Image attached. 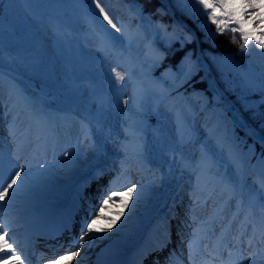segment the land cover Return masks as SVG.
Returning a JSON list of instances; mask_svg holds the SVG:
<instances>
[{
  "label": "rangeland",
  "instance_id": "rangeland-1",
  "mask_svg": "<svg viewBox=\"0 0 264 264\" xmlns=\"http://www.w3.org/2000/svg\"><path fill=\"white\" fill-rule=\"evenodd\" d=\"M21 3L25 13H14L10 0H0V191L15 179L23 198L31 200L36 188L59 199L101 169L103 192L89 185L83 195L90 202L81 199L73 207L79 224L96 218L93 213L111 190L135 185V191L127 208L106 206L97 230L84 235L86 253L121 239L132 253L157 220L176 210L187 239L176 240L173 254L187 241L206 240L214 249L210 241L222 239L213 264H264V142L257 138L264 135L229 101L220 100L213 83L211 94L186 85L194 65L205 66L200 57L160 71L157 41L166 27L139 9L120 32L89 0H84V29L75 27L80 15L71 0ZM41 23H47L48 38H42ZM177 38L184 47L194 35L183 27ZM239 56L226 55L224 63L232 67L234 62L264 101V50L250 41ZM113 69L122 81H116ZM152 108L157 115L152 125L132 116ZM19 152L21 163L34 154L27 175L16 176ZM135 200L141 203L136 210ZM10 224L4 223L8 230ZM15 232L9 234L16 241ZM125 233L134 236L125 239Z\"/></svg>",
  "mask_w": 264,
  "mask_h": 264
},
{
  "label": "trees",
  "instance_id": "trees-1",
  "mask_svg": "<svg viewBox=\"0 0 264 264\" xmlns=\"http://www.w3.org/2000/svg\"><path fill=\"white\" fill-rule=\"evenodd\" d=\"M10 1L12 8L15 10L14 13L20 11L25 13L22 9L21 0ZM89 1L99 14L100 11L96 8V3H100L113 22L117 24L120 32L125 31L128 23L135 21L132 16L137 9L144 15L162 22L166 30L157 41L158 47L162 50L158 68L160 71L166 67L179 68L183 63L190 64L196 56L197 49H199L206 64L207 72L194 65L193 72L186 85L208 91L207 81L214 82L217 85L220 96L231 102L248 123L264 134V101L261 98V94L255 91L235 69L237 65L234 62H232L233 65L231 67L228 63H224L223 60L226 55L240 59V45L243 43L240 39V33H231L227 30L223 33L218 32L216 25L208 20L207 13H203L204 9L198 3V0H162L164 3L160 2L161 0ZM72 2L71 0L70 7L77 8L80 15L76 20L75 27L78 29L88 27V24L84 23L85 18H83L82 13L86 7L84 0H74V4ZM166 6L170 8L169 12L160 11L161 7L166 8ZM174 19L186 25L195 35V39L184 47L180 45L177 38L178 33L182 29L179 26L172 25ZM206 23H208V26H206ZM40 31L42 38L50 36V34L48 35L50 32L47 28V23H41ZM233 36L236 37V43L232 42ZM88 47L93 48L94 45H89ZM159 95L162 99L165 97L160 91ZM132 116L149 124H153L157 120L154 108L141 113H134ZM140 204L139 200H135L132 203L135 210L141 206ZM124 219L125 217H122L120 220Z\"/></svg>",
  "mask_w": 264,
  "mask_h": 264
},
{
  "label": "bare ground",
  "instance_id": "bare-ground-1",
  "mask_svg": "<svg viewBox=\"0 0 264 264\" xmlns=\"http://www.w3.org/2000/svg\"><path fill=\"white\" fill-rule=\"evenodd\" d=\"M21 130V129H20ZM252 132V130H251ZM259 140L264 142V139L261 137H257ZM24 144V142L22 143ZM23 153L19 152L17 156H15V161L17 163V168L19 169V172L21 175H27L26 172H30L31 170L27 169L26 166L34 164V154L33 153H28L25 156V160L21 163L20 159L22 158ZM79 165H77L78 167ZM79 169V168H77ZM20 175V176H21ZM26 179V178H23ZM27 180V179H26ZM28 182V181H27ZM61 186V185H59ZM3 189V187H2ZM31 189L27 190V193L30 192ZM3 191V190H2ZM0 191V192H2ZM34 191L36 192L33 194V197L31 200L27 198H23L22 194L16 190L15 186H13L11 189H9V195L5 197L3 201H0L1 206H0V223H5L9 221L10 224V229L9 232H15L17 228H19L23 222H26L30 227H28L25 231H16L15 236L16 239H21V236L23 233L28 232L30 228L35 226L37 229L36 231H41L42 229L45 228L46 224L48 221H53L54 220V211H60L61 214L67 213V210H69V214L72 217L73 213H75L76 210L73 209L77 208V199L79 197V192L76 190V193L74 194V191L72 193L66 194L65 197L59 198V199H53L51 197H48V195L41 193L38 189L34 188ZM70 196H73V204H70ZM164 207V206H163ZM15 210H21L19 212L14 213ZM245 210L243 209L239 216H242L245 214ZM10 214L3 216L1 215L2 213H8ZM57 212V213H58ZM68 214V213H67ZM159 222V221H158ZM264 227V223L261 224ZM5 226V225H4ZM6 228V227H5ZM7 229V228H6ZM230 229V227H229ZM15 230V231H14ZM157 232V231H156ZM155 233L154 229H152L149 233H144L142 236H150V238H153V234ZM125 239H129L134 236V233H125L124 235ZM156 236V235H155ZM149 240V239H148ZM196 242L195 241H190V243L186 244V247L188 250H191L192 248H196ZM129 243L128 242H123L121 240H114L110 244H107L105 248L103 249H98L96 252H92L91 254L86 253L85 251V246H80L78 245H72L68 251L61 253L60 255H57V257H54L52 259H48L50 264H75V261L72 259L66 260V259H61V256H67L69 252H77V256L81 257V264H126V258L130 256L129 250L128 249ZM79 249V251H77ZM203 248L201 247L200 250H198L195 255H197V258H201L200 262H196L193 258H186L184 261H179L176 264H211L207 261L204 260L205 252H202ZM120 251H126L124 255L120 256ZM92 257V258H91ZM88 258H91V260H94V262H89ZM136 258V255H135ZM135 258L132 256L129 259L128 264H134L135 263ZM47 259V258H46ZM44 260V259H43ZM42 262L44 263L45 261ZM41 261L38 264H43ZM242 262V261H241ZM241 262H238V264H241ZM165 264V263H164ZM167 264V262H166Z\"/></svg>",
  "mask_w": 264,
  "mask_h": 264
},
{
  "label": "snow or ice",
  "instance_id": "snow-or-ice-1",
  "mask_svg": "<svg viewBox=\"0 0 264 264\" xmlns=\"http://www.w3.org/2000/svg\"><path fill=\"white\" fill-rule=\"evenodd\" d=\"M198 3L207 13L208 20L216 25L218 32L223 33L227 30L231 33H240V39L243 41L240 45L241 50L246 51L250 41H254L257 47L264 50V0H198ZM96 8L99 9L104 20L113 29L120 31L117 24L113 22L100 3H96ZM250 9H256V11H249ZM230 24L238 25V27L229 28L228 25ZM232 42H237L235 36L232 37ZM113 75L117 82L124 79V76L116 69H113ZM19 175V172L16 173V176ZM14 184H16V180L12 179L11 183L3 188V191L0 192V201H3L9 195V189ZM134 191L135 185L128 187L126 191L111 190V195L103 198V204L98 206L99 212L93 213L96 218L91 223H86L87 232L84 235L97 230L95 228L96 222L105 219L103 213L106 211V206L110 205V202L111 206L127 208L128 199L132 197ZM114 197H120V200L117 201ZM119 215H123V212L121 211L117 214V216ZM110 223L114 224L115 221H110ZM99 231H104V229H99ZM84 235L79 240L81 245L84 243ZM76 255L77 252H69L67 256H61L60 258L70 261ZM0 264H24V260L18 254L16 241L9 234V230L5 228L3 223H0Z\"/></svg>",
  "mask_w": 264,
  "mask_h": 264
}]
</instances>
